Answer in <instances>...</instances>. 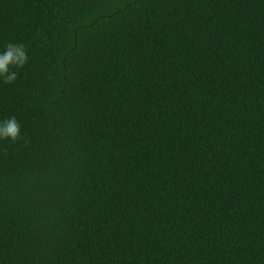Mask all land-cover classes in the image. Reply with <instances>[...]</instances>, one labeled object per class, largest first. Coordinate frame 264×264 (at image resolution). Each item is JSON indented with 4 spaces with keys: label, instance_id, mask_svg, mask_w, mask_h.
I'll return each instance as SVG.
<instances>
[{
    "label": "trees",
    "instance_id": "16d2710c",
    "mask_svg": "<svg viewBox=\"0 0 264 264\" xmlns=\"http://www.w3.org/2000/svg\"><path fill=\"white\" fill-rule=\"evenodd\" d=\"M0 264H264V0H0Z\"/></svg>",
    "mask_w": 264,
    "mask_h": 264
},
{
    "label": "clouds",
    "instance_id": "9594fccd",
    "mask_svg": "<svg viewBox=\"0 0 264 264\" xmlns=\"http://www.w3.org/2000/svg\"><path fill=\"white\" fill-rule=\"evenodd\" d=\"M29 59L25 44L9 42L4 51L0 52V82L13 84L19 75L17 70L28 65ZM0 142H7L10 145L28 143L26 135L21 132L19 121L14 116L0 120Z\"/></svg>",
    "mask_w": 264,
    "mask_h": 264
}]
</instances>
